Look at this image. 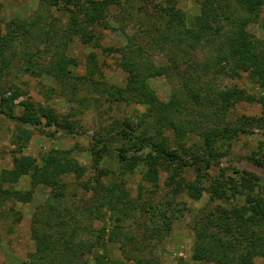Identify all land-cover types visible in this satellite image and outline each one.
<instances>
[{
    "label": "trees",
    "instance_id": "trees-1",
    "mask_svg": "<svg viewBox=\"0 0 264 264\" xmlns=\"http://www.w3.org/2000/svg\"><path fill=\"white\" fill-rule=\"evenodd\" d=\"M132 1L42 0L43 5L68 13V24L59 34L52 33L51 21L42 24L40 14L29 22L13 20L6 30L0 23V82L11 58L17 56L23 63V73L36 78L49 76L60 85H70L75 89L71 68L76 67L78 61L68 54L70 44L78 40L81 44L99 47L96 26L105 27L107 15L113 7L122 8L124 3L131 7ZM212 1L202 0L196 27H188L185 13L173 4L161 8L166 17L164 24L156 23L152 29H146L135 38L128 36L127 42L115 49L118 64L127 76L126 84L109 86L104 93L109 102L134 103L146 108L145 112L137 115L136 129L123 130L126 143L118 149V154L126 170L132 172L142 161L147 169L143 172L144 180L157 185L159 167L169 162L177 163L181 168L192 169L198 182L209 183L208 190L196 187L195 183L186 184L187 193L193 200H200L208 191L211 202L220 200L226 204L239 201L229 208L214 204L197 216L194 225L200 237L193 247L194 259L203 264H255L257 258L264 257V181L247 171L220 169V173L214 175L212 171L219 168L216 162L229 152L233 140L256 129L262 131L261 140L253 153L255 156L250 159L264 165V40L257 39L251 45L252 34L248 30L252 24L259 23L264 0H236L241 16L234 12L222 14ZM260 24L264 29V20ZM200 47H208L212 51L210 58L201 64L193 59ZM9 52L11 56H8ZM160 56L165 59V64L156 62ZM90 57L94 61V55ZM200 67L203 70L199 71ZM242 74L253 79L261 91L259 96L248 94L237 86L216 88L220 78L235 80ZM153 78H165L170 82L168 101H161L151 88L149 80ZM4 93L0 85V116L13 119L24 127L45 125L71 133L72 122L67 119L60 122L53 109L37 107L30 101L23 103L20 115H15V104ZM243 103L259 105L261 114L242 115L235 121L230 119L233 108ZM148 132L151 134H146ZM169 134L174 136L179 146L187 138L199 140L189 149L192 161L171 147ZM31 137L26 128L17 136L18 155L13 159L12 168L1 173L0 208L8 200L32 202L36 188L43 185L51 189V197L58 201L56 205L48 203V206L55 214L54 220L59 221L56 222L58 228L44 235L35 234L37 251L21 264H80L74 259L80 260L82 256H91L94 264H125V261L110 259L107 241L102 237L82 243L80 254L74 250L72 242L75 233L58 237L62 229L59 225L67 224L63 212L72 214L70 208H61L66 189L62 178L73 175L80 180L86 168L62 152L45 155L42 164L38 165L33 157L23 153ZM107 152V143L94 151L97 161L103 159ZM24 176L31 178V188L24 191L15 189L14 185ZM179 176L175 171L165 182L173 196L166 200L169 206L173 205L181 187ZM87 186L84 184L85 188ZM99 187L101 192L94 190L93 202L85 201L82 208L94 220L101 221L108 211L113 212L112 216L119 215L118 222H124L134 217V211L142 212L146 205L151 204L140 202L139 197L132 199L116 183ZM142 190L143 187L139 192L141 197ZM75 209L80 210L78 207ZM166 211L168 209L163 213ZM143 237H146V232H143ZM121 247L124 248L123 245ZM134 247L140 251L147 245L137 243ZM136 262L159 264L152 252Z\"/></svg>",
    "mask_w": 264,
    "mask_h": 264
},
{
    "label": "rangeland",
    "instance_id": "rangeland-1",
    "mask_svg": "<svg viewBox=\"0 0 264 264\" xmlns=\"http://www.w3.org/2000/svg\"><path fill=\"white\" fill-rule=\"evenodd\" d=\"M212 2L222 14L234 12L238 13V16L242 15V12L238 11L236 0ZM201 3L202 0H133L131 7L127 3H124L125 6L122 8L113 7L107 15L106 26L95 28L99 47L84 45L78 40L70 44L68 54L78 61V65L71 68V76L75 78V89L70 85L62 86L49 76L36 78L23 73V63L17 56L11 58L10 66L3 73L0 85L5 91L4 96L15 104V115H20L24 108L23 103L30 101L37 107L53 109L58 114L60 122L67 119L73 124L71 133H67L45 125L35 128L24 127L13 119L0 116V178L3 170H10L13 166V159L19 152L17 136L23 128L32 134L23 153L33 157L38 165L42 164L45 155L62 152L84 166L86 170L82 179L76 180L73 175L62 178L66 189L60 202L61 208H70L72 214L63 212L67 224L59 225L62 229L58 234L60 238L62 234L67 236L71 232L75 233L72 242L75 245L74 250H78L79 254L82 243L93 242L97 237H102L107 241L108 254L112 261L138 264L136 262L138 258H146L152 252L159 264H203L193 257L194 244L200 237L194 221L201 212L212 208L214 204H222L229 208L239 203L231 201L223 204L220 200L211 202L208 191L203 193L200 200H193L187 193L186 184L195 183L196 187L208 190L209 183L198 182L192 169L181 168L177 163L169 162L159 167L157 185L144 180L143 172L147 169L142 161L132 172L126 170L124 164L119 161L118 154V149L126 143L123 130L136 129L137 115L145 112L146 108L134 103L109 102L104 93L105 88L109 86L126 84L127 76L118 64L115 49L123 46L128 36L135 38L146 29H152L156 23L164 24L166 17L161 8L173 4L185 13L188 27H196L199 24ZM43 4L42 0H0V23L3 30H6L13 20L29 22L36 20L40 14L43 25L51 21L52 33H61L68 24V13L63 9L50 8ZM263 20L264 7L259 23L248 28L252 34L251 45L257 39L264 40V29L260 24ZM211 53L210 48L200 47L193 57L194 62L201 64L207 61ZM91 55H94V61ZM8 56H11V52ZM156 62L166 63L161 56L156 58ZM198 69L203 70L202 67ZM149 84L161 101L169 100L171 84L168 80L153 78L149 80ZM215 85L216 88L237 86L248 94L255 96L261 94L258 86L247 74H242L235 80L220 78ZM260 114L259 105L243 103L233 108L229 117L235 121L242 115ZM141 129L143 130V127ZM261 134L262 131L256 129L253 133L233 140L229 152L216 162L219 168L215 167L212 174H219L220 169L230 172L247 171L264 181V165L250 159L251 156H255L253 153L258 149ZM169 139L173 149L184 153L188 161L193 160L189 149L199 143L197 138L185 139L182 146L177 145L172 134H169ZM106 143L109 152L103 155V159L97 161L94 151ZM175 171L180 174L177 179L181 187L177 191L173 205L169 206L166 200L172 195L165 182ZM86 183L88 186L85 188ZM113 183L125 189L132 199L139 197L140 202L148 201L151 204L146 205L142 212L134 211V217L127 218L124 222H118L119 215L112 216L113 212L108 211L101 221L89 217L90 214L82 209L84 202H93L94 190L99 191V186H110ZM141 187L142 197L139 194ZM14 188L22 191L30 189L31 178L22 177ZM50 193L49 187L38 186L32 202L8 200L0 208V264H21L27 261L37 251L35 234L44 235L53 228H58L56 222L59 220H54L55 214L48 206V203L56 205L58 201L52 198ZM75 207L80 210H76ZM167 209L168 211L163 213ZM50 215H53L51 219ZM143 232H146L145 238ZM137 243L147 245V248L136 251L134 246ZM68 254L70 256V253L66 255ZM74 260L80 264H94L91 256H82L80 260L79 258ZM255 264H264V257L257 258Z\"/></svg>",
    "mask_w": 264,
    "mask_h": 264
}]
</instances>
